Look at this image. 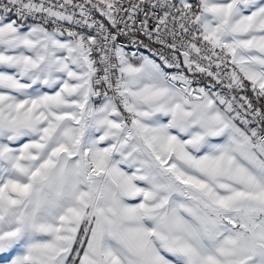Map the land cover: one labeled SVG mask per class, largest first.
<instances>
[{"label":"snow or ice","instance_id":"obj_1","mask_svg":"<svg viewBox=\"0 0 264 264\" xmlns=\"http://www.w3.org/2000/svg\"><path fill=\"white\" fill-rule=\"evenodd\" d=\"M0 264H264V0H0Z\"/></svg>","mask_w":264,"mask_h":264}]
</instances>
